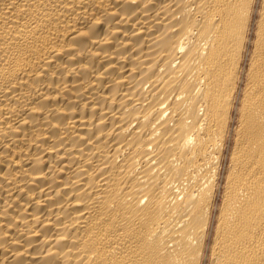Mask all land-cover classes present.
Returning a JSON list of instances; mask_svg holds the SVG:
<instances>
[{
    "label": "bare ground",
    "instance_id": "obj_1",
    "mask_svg": "<svg viewBox=\"0 0 264 264\" xmlns=\"http://www.w3.org/2000/svg\"><path fill=\"white\" fill-rule=\"evenodd\" d=\"M0 264H264V0H0Z\"/></svg>",
    "mask_w": 264,
    "mask_h": 264
}]
</instances>
